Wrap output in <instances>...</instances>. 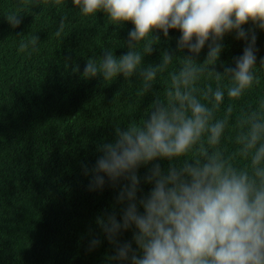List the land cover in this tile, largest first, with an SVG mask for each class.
<instances>
[{
    "label": "trees",
    "instance_id": "16d2710c",
    "mask_svg": "<svg viewBox=\"0 0 264 264\" xmlns=\"http://www.w3.org/2000/svg\"><path fill=\"white\" fill-rule=\"evenodd\" d=\"M11 14L21 19L18 27L9 24ZM61 22L63 31L57 36ZM133 28L132 22L114 23L102 11L84 15L73 0H0V264H120L109 259L115 245L96 224L98 215L113 210L118 189L105 185L90 191V176L84 175L83 166L94 165L99 145L112 142L116 128L143 126L158 107L170 111L179 106L173 76L186 69L184 57L190 55L187 49L174 52L164 65L162 55L176 49L180 31L170 29L168 37L157 32L160 41L146 53L147 41L130 46ZM242 28L248 39H238L235 31L226 34L215 69L203 63L205 45L188 86L212 109L210 125L225 121L219 142L209 144L210 133L205 131L183 156L153 162L165 171L170 165L180 169L186 162L203 164L218 154L226 166L254 177L252 158L264 144V129L256 147L246 154L242 138L253 123L264 124V29L251 21ZM253 34L255 79L240 97L230 98L227 89L233 81L230 74H223L224 68L235 67L234 59L243 54ZM33 36L39 37L35 45ZM21 44L27 48L21 50ZM106 51L116 57L138 51L142 63L131 76L121 74L109 81L100 75L85 78L87 61L100 63ZM149 67L157 69L156 77L146 82L144 71ZM209 88L225 93L218 107H213ZM150 167L139 169L142 194L151 189L143 183ZM257 167H264V161ZM92 237L102 243L90 251ZM131 239L132 230L119 237L120 243Z\"/></svg>",
    "mask_w": 264,
    "mask_h": 264
},
{
    "label": "clouds",
    "instance_id": "9594fccd",
    "mask_svg": "<svg viewBox=\"0 0 264 264\" xmlns=\"http://www.w3.org/2000/svg\"><path fill=\"white\" fill-rule=\"evenodd\" d=\"M73 4L84 15L102 11L114 23L132 22L130 46L147 41L146 53H152L160 41L157 32L168 37L170 29L179 30L176 49L165 50L162 55L164 65L172 61L174 52L187 49L190 53L184 57L186 69L173 76L179 106H172L170 111L158 107L143 126L116 128L115 139L99 145L100 155L94 165L83 166L84 175L90 176V191L103 190L105 185L118 189L113 210H105L96 218L101 233L116 248L109 259L120 264H264V167H257L264 161V144L252 158L254 177L226 166L218 154L203 164L186 162L180 169L170 165L166 171L153 163L183 156L205 131L210 133L209 144L219 142L225 121L210 125L212 109L188 88L195 77L194 62L207 44L203 63L215 69L226 34L235 31L238 39L247 40L242 26L249 21L264 29V0H73ZM7 20L14 28L22 22L16 14ZM62 31L63 22L56 35ZM38 39L33 36L31 43L35 45ZM255 39L253 34L243 54L234 59L235 67L224 68L223 74H230L233 81L227 89L230 98L240 97L253 84ZM25 48L27 45L21 44V50ZM142 59L138 51L120 57L106 51L100 63L87 61L83 76L100 75L105 81L121 74L131 76ZM156 71L147 68L145 81L154 80ZM221 75L217 72V79ZM181 86L186 90L181 91ZM208 91L215 101L213 107H218L224 91ZM262 129L264 124L253 123L248 136L242 138L245 154L256 147ZM149 164L143 183L151 189L142 194L139 169ZM129 230L131 241L120 243L119 237ZM101 243L92 237L89 250Z\"/></svg>",
    "mask_w": 264,
    "mask_h": 264
}]
</instances>
